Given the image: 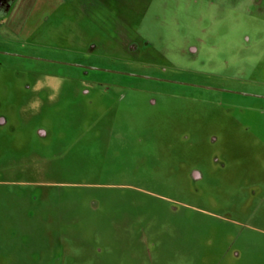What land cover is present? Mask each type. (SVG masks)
Instances as JSON below:
<instances>
[{
  "label": "rangeland",
  "instance_id": "374dc122",
  "mask_svg": "<svg viewBox=\"0 0 264 264\" xmlns=\"http://www.w3.org/2000/svg\"><path fill=\"white\" fill-rule=\"evenodd\" d=\"M24 1L0 264H264V0Z\"/></svg>",
  "mask_w": 264,
  "mask_h": 264
},
{
  "label": "flooded vegetation",
  "instance_id": "af4514ba",
  "mask_svg": "<svg viewBox=\"0 0 264 264\" xmlns=\"http://www.w3.org/2000/svg\"><path fill=\"white\" fill-rule=\"evenodd\" d=\"M25 1H27L28 3V1L30 2L31 0H25ZM25 1L23 3H25ZM34 1H37V0H34ZM17 2H19V0H0V23L4 21L5 16H7L10 13V11L14 7V5H16ZM127 47L129 48L130 51L135 52L138 49L142 50L143 48H148V47H153V46L149 41L142 39L140 43H137L133 40H128ZM79 67L84 68V69H96L94 67L92 68V67H88L84 65H79ZM189 85H194V84H189Z\"/></svg>",
  "mask_w": 264,
  "mask_h": 264
}]
</instances>
